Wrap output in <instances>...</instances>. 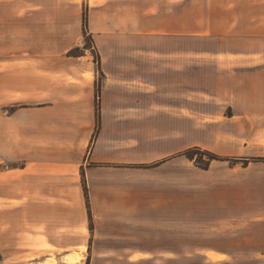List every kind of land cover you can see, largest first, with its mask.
<instances>
[{"label": "crops", "instance_id": "crops-1", "mask_svg": "<svg viewBox=\"0 0 264 264\" xmlns=\"http://www.w3.org/2000/svg\"><path fill=\"white\" fill-rule=\"evenodd\" d=\"M19 2H74L76 13L90 2L103 64L80 61V33L66 48L37 52L39 63L19 57L28 54L18 31L4 41L0 34V249L38 264L80 250L82 263L177 257L173 232L165 237L157 217L148 222L159 214L148 213L156 210L148 206L152 173L179 158L172 126H194L196 71L208 81L203 102L264 142V0H0V26L18 21ZM196 2H217V32L202 36H217L219 46L198 53L203 70ZM189 151L182 156L193 161Z\"/></svg>", "mask_w": 264, "mask_h": 264}, {"label": "rangeland", "instance_id": "rangeland-1", "mask_svg": "<svg viewBox=\"0 0 264 264\" xmlns=\"http://www.w3.org/2000/svg\"><path fill=\"white\" fill-rule=\"evenodd\" d=\"M89 5L90 2H81L76 13L74 2H19L18 21L12 25L4 21L0 34L4 41L11 30L18 31L19 50L28 54L19 57L39 63L41 56L37 52L43 48H50L52 52L58 51V47L66 48L77 41L80 33L77 48H81V56L87 57L80 61L91 62L100 70L103 56L90 33ZM217 25V2H196V69H204V61L198 53L219 46L217 36H202L213 30L216 33ZM130 45L139 44L136 40ZM99 70L101 86L103 77ZM205 85L208 81L196 71L194 126L190 121L187 124L181 120L172 126L173 136L178 132L176 157L179 158L172 165L153 172L154 183L148 185V206L156 207V210L148 208V213L159 212L155 216L148 214V222L157 217V227L162 226L159 230H163L165 237V232L168 237L173 232V251L177 249L178 256L168 255L167 260L166 256L158 257L145 264H264V142L257 140L251 127L237 126V120L222 117L218 105L203 102L209 101V96L204 94L208 89ZM170 145L175 146V143H163L164 148ZM188 149L209 152L227 161H212L205 171L197 167V161L204 166L202 161L208 157L196 152L194 160L190 161L182 156ZM247 161L250 164L245 167ZM168 211L172 215H167ZM168 249L170 251L171 247ZM207 249L226 251L229 260L223 262ZM80 251L68 256L73 258L71 262L66 259L61 262L51 256L43 264H112L82 263L83 250ZM28 258L0 249V264H38ZM31 258H37V254Z\"/></svg>", "mask_w": 264, "mask_h": 264}, {"label": "trees", "instance_id": "trees-1", "mask_svg": "<svg viewBox=\"0 0 264 264\" xmlns=\"http://www.w3.org/2000/svg\"><path fill=\"white\" fill-rule=\"evenodd\" d=\"M87 24H88V19H87V16L84 17V26L86 27V31H87ZM80 55L81 56V48H77V55ZM98 67L100 68V64L98 63ZM99 98H97V118H98V129H100V122H101V100H100V96H101V86L99 85ZM196 152L200 153L201 156L203 157H208V160H203L202 163L204 164L201 165L200 163L201 162H198L197 161V165L200 166L201 168L203 169H208L209 166H210V163L212 161H218V160H221L218 156L212 154V153H209V152H200L198 150H195V151H189L186 153V156L191 159V160H194V156L195 154H197Z\"/></svg>", "mask_w": 264, "mask_h": 264}, {"label": "bare ground", "instance_id": "bare-ground-1", "mask_svg": "<svg viewBox=\"0 0 264 264\" xmlns=\"http://www.w3.org/2000/svg\"><path fill=\"white\" fill-rule=\"evenodd\" d=\"M76 258H78V257L76 256ZM76 258H75V259H76ZM66 261H67V262H71V261H73V258H72V257H66Z\"/></svg>", "mask_w": 264, "mask_h": 264}, {"label": "built area", "instance_id": "built-area-1", "mask_svg": "<svg viewBox=\"0 0 264 264\" xmlns=\"http://www.w3.org/2000/svg\"><path fill=\"white\" fill-rule=\"evenodd\" d=\"M98 93H99V86H98ZM97 98H99V95H97Z\"/></svg>", "mask_w": 264, "mask_h": 264}]
</instances>
